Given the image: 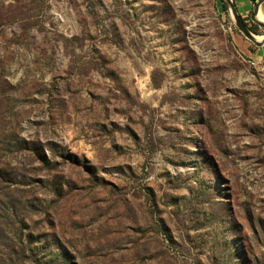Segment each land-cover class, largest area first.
Returning <instances> with one entry per match:
<instances>
[{"label":"rangeland","instance_id":"374dc122","mask_svg":"<svg viewBox=\"0 0 264 264\" xmlns=\"http://www.w3.org/2000/svg\"><path fill=\"white\" fill-rule=\"evenodd\" d=\"M251 33L223 0H0V264H264Z\"/></svg>","mask_w":264,"mask_h":264},{"label":"water","instance_id":"95a60500","mask_svg":"<svg viewBox=\"0 0 264 264\" xmlns=\"http://www.w3.org/2000/svg\"><path fill=\"white\" fill-rule=\"evenodd\" d=\"M223 1L228 13L231 15L233 22L235 26L238 28V30L244 35L246 39L250 40L254 45L258 46L260 43L254 39L253 34L249 31L242 18L238 15L236 8L231 2V0H223ZM262 3H264V0H258L256 3L253 4L252 12L250 14V19L252 23L256 24L264 31V23L257 19L259 7Z\"/></svg>","mask_w":264,"mask_h":264},{"label":"trees","instance_id":"16d2710c","mask_svg":"<svg viewBox=\"0 0 264 264\" xmlns=\"http://www.w3.org/2000/svg\"><path fill=\"white\" fill-rule=\"evenodd\" d=\"M249 30L253 33H257V25L252 24L251 27L249 28Z\"/></svg>","mask_w":264,"mask_h":264},{"label":"bare ground","instance_id":"6f19581e","mask_svg":"<svg viewBox=\"0 0 264 264\" xmlns=\"http://www.w3.org/2000/svg\"><path fill=\"white\" fill-rule=\"evenodd\" d=\"M259 13V12H258ZM257 19H258V15H257ZM254 39H255V37H254ZM256 40V39H255ZM263 40H264V37H263V39H262V41H261V43L263 42Z\"/></svg>","mask_w":264,"mask_h":264}]
</instances>
